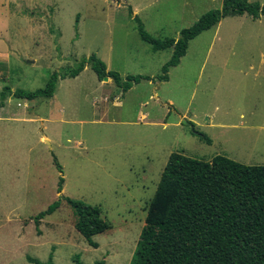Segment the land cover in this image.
Segmentation results:
<instances>
[{"label":"rangeland","instance_id":"374dc122","mask_svg":"<svg viewBox=\"0 0 264 264\" xmlns=\"http://www.w3.org/2000/svg\"><path fill=\"white\" fill-rule=\"evenodd\" d=\"M182 3L0 0V96L6 86L44 89L53 74L91 56L123 81L158 77L172 50L155 52L144 42L129 7L158 40L179 38L222 7L220 0L194 10ZM221 24L190 42L168 81L143 80L124 92L87 66L77 78L60 79L53 98L33 101L31 114L12 97L0 113V264L51 256L53 264H76V257L82 264H130L171 154L264 166V17L230 16ZM63 196L101 210L109 229L93 237L97 247L76 229L65 200L38 218Z\"/></svg>","mask_w":264,"mask_h":264},{"label":"trees","instance_id":"16d2710c","mask_svg":"<svg viewBox=\"0 0 264 264\" xmlns=\"http://www.w3.org/2000/svg\"><path fill=\"white\" fill-rule=\"evenodd\" d=\"M129 12L137 23L141 39L155 52L172 50L161 75L156 78L130 75L123 81L120 73L108 70L104 61L91 56L74 68L53 74L44 89L13 91L6 86L1 92L0 107L10 97L29 101L51 99L60 79L77 78L87 66L101 81L112 78L124 92L143 80L168 81L170 70L180 64L191 41L230 16L248 15L254 21L261 19L264 17V4L249 0H223L221 8L203 14L191 27L183 29L179 38L164 40L149 35L131 7ZM192 133L208 144L212 143L196 127ZM55 162L62 173V166L57 159ZM63 185L62 176L59 193H62ZM62 200L71 206L77 218L76 229L89 244L97 247L93 237L109 229L98 207L63 196L38 218L54 213ZM28 259L33 264H53L52 256L48 262ZM75 263L82 264L79 257ZM130 264H264V166H248L221 155L203 161L183 153L171 154L150 203Z\"/></svg>","mask_w":264,"mask_h":264},{"label":"crops","instance_id":"0c3cea01","mask_svg":"<svg viewBox=\"0 0 264 264\" xmlns=\"http://www.w3.org/2000/svg\"><path fill=\"white\" fill-rule=\"evenodd\" d=\"M210 1H212V2H215L216 0H183V3H182V6L184 7V8H189V9H191V10H194L196 7H198V6H201V5H204V4H206V3H208V2H210ZM221 1V3L223 4V0H220ZM122 3V2H121ZM131 8H132V6H130ZM133 9V8H132ZM133 11H134V9H133ZM136 13V11H134V15H137V14H135ZM186 17V14H183L182 16H181V18L182 19H184ZM185 20V19H184ZM221 26H222V24H221V22L216 26L217 28H221ZM180 35V34H179ZM189 49V48H188ZM188 52V51H187ZM186 56V55H185ZM184 56V57H185ZM179 66V65H178ZM176 68V67H175ZM173 69V68H172ZM111 80H112V78H109V81H106V82H111ZM13 90V89H12ZM14 91V90H13ZM12 99V97H10L9 99H7L6 101H5V105L3 106V107H0V113L2 114L3 112H5V111H7L8 112V108L10 107V105H9V102H10V100ZM18 99V98H17ZM21 100V99H20ZM24 100V103H25V109L27 110L26 112L28 113V114H31L30 112V107L33 105V101H36V100H33V101H29V100H25V99H23ZM37 101H39V99H37ZM21 104H18V106H20ZM0 119H3V117H2V115H0ZM224 126V124H218V128H220V127H223ZM42 139V141H46L47 140V137H42L41 138ZM216 157V156H215ZM212 160V159H211Z\"/></svg>","mask_w":264,"mask_h":264},{"label":"water","instance_id":"95a60500","mask_svg":"<svg viewBox=\"0 0 264 264\" xmlns=\"http://www.w3.org/2000/svg\"><path fill=\"white\" fill-rule=\"evenodd\" d=\"M105 80L108 81L109 78H105ZM182 123L185 124V125L190 126L191 128H193V124L191 122H189L188 120H186V119H183Z\"/></svg>","mask_w":264,"mask_h":264},{"label":"built area","instance_id":"2783aa9c","mask_svg":"<svg viewBox=\"0 0 264 264\" xmlns=\"http://www.w3.org/2000/svg\"><path fill=\"white\" fill-rule=\"evenodd\" d=\"M1 78V77H0Z\"/></svg>","mask_w":264,"mask_h":264}]
</instances>
